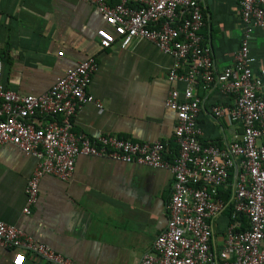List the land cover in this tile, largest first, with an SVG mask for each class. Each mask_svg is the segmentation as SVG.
Wrapping results in <instances>:
<instances>
[{
	"label": "crops",
	"instance_id": "obj_1",
	"mask_svg": "<svg viewBox=\"0 0 264 264\" xmlns=\"http://www.w3.org/2000/svg\"><path fill=\"white\" fill-rule=\"evenodd\" d=\"M240 2L203 1V45L211 51L217 74L233 64L241 46ZM102 28L108 26L88 2L0 0L3 85L20 95H42L69 69L92 58L98 70L88 92L96 103L84 105L72 119V132L92 141L109 135L139 143L162 142L172 159L178 152L177 116L165 107L172 57L149 41L104 50L97 37ZM250 53L258 73L264 68V30L253 34ZM178 87L182 91L184 85ZM196 92L202 99L201 143L223 149L239 140L241 123L229 124L211 114L213 107H232L234 97L224 94L217 80L207 89L198 86ZM37 163L14 145L0 147V221L48 245L71 264H139L167 228L175 182L170 170L80 156L69 181L42 178L38 202L27 215L26 186ZM225 231L218 232V244ZM0 264L48 263L25 251L0 247Z\"/></svg>",
	"mask_w": 264,
	"mask_h": 264
},
{
	"label": "built area",
	"instance_id": "obj_2",
	"mask_svg": "<svg viewBox=\"0 0 264 264\" xmlns=\"http://www.w3.org/2000/svg\"><path fill=\"white\" fill-rule=\"evenodd\" d=\"M79 1L93 4L108 26L97 32L102 49L116 44L126 49L135 41H149L172 57L165 107L177 116L178 152L169 159L162 142L139 143L109 135L92 141L72 132V119L84 105L96 103L88 92L98 70L94 59L69 69L48 92L36 96L20 95L3 85L0 54V147L14 145L38 161L27 182L23 212L30 215L38 202L42 178L69 181L80 156L170 170L175 182L167 205L168 225L139 264H264V68L254 72L256 59L250 53L253 34L264 30V0H241V46L233 64L219 74L210 49L203 45L204 0ZM215 80L235 103L213 107L211 114L243 126L242 137L223 149L203 145L198 125L202 99L197 87L207 89ZM179 84L184 85L182 91ZM97 107L103 108L102 103ZM43 118L49 121L42 122ZM230 204L238 219L227 226L218 244L217 221ZM0 247L25 251L48 264H71L2 221Z\"/></svg>",
	"mask_w": 264,
	"mask_h": 264
},
{
	"label": "trees",
	"instance_id": "obj_3",
	"mask_svg": "<svg viewBox=\"0 0 264 264\" xmlns=\"http://www.w3.org/2000/svg\"><path fill=\"white\" fill-rule=\"evenodd\" d=\"M229 201H230V196L226 200V203H229ZM236 219H238V218L234 217V212H233V209H232L231 204H230V205H228L226 210L223 212V214L220 216V219L218 221V225H219L218 229L219 230L217 229V233L220 231V233L223 234L226 226H228L230 222H234ZM243 222L245 224H247L245 219H243Z\"/></svg>",
	"mask_w": 264,
	"mask_h": 264
},
{
	"label": "rangeland",
	"instance_id": "obj_4",
	"mask_svg": "<svg viewBox=\"0 0 264 264\" xmlns=\"http://www.w3.org/2000/svg\"><path fill=\"white\" fill-rule=\"evenodd\" d=\"M219 241H221V239H219Z\"/></svg>",
	"mask_w": 264,
	"mask_h": 264
}]
</instances>
